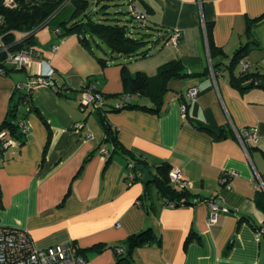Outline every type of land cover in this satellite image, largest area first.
<instances>
[{"label": "crops", "instance_id": "1", "mask_svg": "<svg viewBox=\"0 0 264 264\" xmlns=\"http://www.w3.org/2000/svg\"><path fill=\"white\" fill-rule=\"evenodd\" d=\"M135 2L146 12L145 20L180 30L178 45L167 43L146 57H119L103 66L98 59L101 48L91 50L76 34L60 36L49 29L35 36L32 46L42 53L29 68L0 73V124L18 85L35 78L39 68L48 69L44 61H51L56 81V87L37 85L32 109L20 108V118L30 127L26 142L0 153V224L27 230L38 247L75 243L86 264H116L111 246L146 228H153L160 242L137 247V264H264V238L256 228L264 224V210L258 205V199L264 201L259 185V177L264 183V88H236L228 66L236 50L249 41L248 20L261 17L254 29L260 45L244 59L252 62V71L264 72V0ZM207 22L213 24L215 43L224 51L215 77ZM178 57L185 60L188 75L170 80L159 112L110 110L118 101L111 97L105 103L106 115L118 140L137 157L154 169L164 162L182 168L192 193L215 197L230 209L214 224H209L210 209L204 201L164 205L151 191L145 201L149 207L142 205L145 183L129 180V156L114 153L109 159L110 154H103L112 143L106 140L99 112L80 104L82 89L91 82L105 94L124 92L123 63L131 74L154 76ZM244 59L234 74L242 72ZM192 86L199 88L194 98L188 95ZM140 101L154 105L147 96ZM182 102L188 104L185 116ZM249 127L255 139L244 144L237 129ZM220 128L226 136L217 139L212 129ZM230 171L236 175L226 187L222 177ZM98 244L105 248L88 250Z\"/></svg>", "mask_w": 264, "mask_h": 264}, {"label": "trees", "instance_id": "2", "mask_svg": "<svg viewBox=\"0 0 264 264\" xmlns=\"http://www.w3.org/2000/svg\"><path fill=\"white\" fill-rule=\"evenodd\" d=\"M102 1L110 0H17V5L12 8L0 3V16L2 17V21L0 22V35L3 36L4 41L13 42L16 38V31L30 33L24 40L14 44V47L19 48L32 44L35 40L36 31L50 25L53 30L58 28L61 30L59 33L60 36L76 34L83 45L91 50L101 48L103 50V56H99L98 59L103 66H106L109 61L116 60L119 57H125L127 59L146 57L152 54V50L158 46L160 47L170 43L169 41L176 33V29L174 30L147 21L145 20L146 17L139 18L131 11H129L132 14L131 18L138 21L139 24L129 26L127 23H122L118 18L108 16L100 17V14L97 15L99 9L91 10L90 6L93 2L97 4ZM129 1L131 4L134 0ZM106 7L108 5H104V8ZM151 11L152 9L147 6V12ZM261 20V17L248 20L247 36L249 41L236 50L228 65L231 71V84L242 91L254 87L264 88V72L242 71L237 75L233 71L242 59L246 58L255 47L260 45L259 40L255 37L254 29ZM206 32L212 59V68L217 72V67L223 63L224 51L215 43L212 23H206ZM4 58L5 56L1 55L0 69L3 68L5 74L15 69H22L4 63ZM197 74L199 73H193V75ZM187 75L185 60L182 57L163 64L154 76H149L142 72L131 74L127 71L126 64L123 63L122 79L124 92L118 94H102L106 100L115 97L123 101L122 106L117 107L115 104L109 108L110 110L117 111L125 108H141L159 112L165 94L169 91L170 80L183 78ZM53 82V85H55L56 81L53 80ZM91 86H93L92 82L85 86L82 91ZM61 89V86L57 87V90L61 91ZM26 94L23 89L17 87L13 94L7 116L0 124V134L5 133V138L16 137L20 141V144H24L27 138V134L23 133L19 126V121L22 119L19 116L20 108L21 106H25L26 112L32 109L30 106L31 101L28 105L23 101ZM143 96L150 98L154 102V105L149 106L148 104L142 103L140 98ZM96 108L106 134V140L112 143L109 159L114 153H122L129 156V165L133 171L140 170L144 173V177L137 179L145 183L144 195L140 197V203L142 205L149 207L145 201L151 195V191H155L156 200H161V203L164 205H168L171 201L175 202V205L195 204L215 198L199 197L187 188L182 189L172 185L169 179L171 165L164 162L157 165L154 169L146 159L137 157L118 140L116 130L108 121L106 115L108 108L106 104ZM212 130L216 134L217 139L225 138V129ZM1 140L2 138H0ZM91 156L92 153L85 159L81 169ZM261 191L260 193H262ZM258 205L264 210L263 200L258 199ZM256 228L264 238V224ZM153 242H160V239L155 234L153 228H146L129 235L120 243L112 245L111 247L116 253V264H137L133 256L135 249ZM120 247L123 248V251L118 250ZM104 248L105 245L98 244L88 250L100 252Z\"/></svg>", "mask_w": 264, "mask_h": 264}, {"label": "built area", "instance_id": "3", "mask_svg": "<svg viewBox=\"0 0 264 264\" xmlns=\"http://www.w3.org/2000/svg\"><path fill=\"white\" fill-rule=\"evenodd\" d=\"M0 3L6 7H15L17 5V0H0ZM130 11L139 18H145L146 12L141 9V7L135 2V0L130 4ZM2 17L0 16V22ZM60 29H55L57 34L60 33ZM176 33L172 36L169 41L173 45H178L181 38V31L175 30ZM30 33H24V35L18 39L15 38L13 42H6L3 36L0 35L2 45L0 46V57L4 55V63L15 66L17 68L27 69L31 66L34 59L40 57L42 51L37 46H32V44L24 45L23 47L16 48L14 44L24 40ZM59 45H53V49L57 50ZM48 64V69H40L37 71L35 78L30 79L26 83H21L18 85L19 88L23 89L27 94L24 97V103L29 104L32 99V94L37 85L44 84L51 87H56L53 85V74L54 70L51 67V61H44ZM242 71L250 72L253 69V64L249 59H244L242 61ZM0 73H4V69H0ZM212 76L215 77V71L212 70ZM199 93V88L197 86H192L188 95L194 98ZM106 98L103 96L102 92L98 91L94 86L82 91L80 104L83 108L92 105L93 107H100L104 105ZM123 101L118 100L116 103L117 107L122 106ZM181 110L185 116L188 111L187 102H182ZM20 129L23 133L29 134L30 127L26 122V119H21L19 121ZM237 134L240 139L245 144L248 140L255 139L254 129L244 128L237 129ZM6 134L1 133L0 138V153L4 150H8L11 147L19 146L20 141L16 137H7ZM90 139L94 138L93 134H88ZM103 154L109 155L110 149L103 148ZM236 175V171L226 172L222 177V182L224 186H229L230 178ZM144 177V173L140 170L133 171L131 169L128 178L131 182H135L137 179ZM169 179L172 185L178 188L191 187V183L184 173V170L179 167L171 168L169 173ZM259 185L264 188V183L259 177ZM209 205V224H214L218 221L220 213H229L230 209L216 201V198L208 199ZM168 205L174 206L175 202L171 201ZM119 251H123V248H118ZM87 258L79 248V246L72 242H66L61 244H55L47 247H38L32 241L27 230L5 226L0 224V264H86Z\"/></svg>", "mask_w": 264, "mask_h": 264}, {"label": "rangeland", "instance_id": "4", "mask_svg": "<svg viewBox=\"0 0 264 264\" xmlns=\"http://www.w3.org/2000/svg\"><path fill=\"white\" fill-rule=\"evenodd\" d=\"M104 5H108V7L104 8ZM99 9V12L97 15H99L100 17L102 16H108L111 18H118L120 19V21L122 23H127L129 26L134 25V24H139L138 21L133 20L132 14L129 12L130 11V1L129 0H110V1H102L100 3H95L93 2L90 6V9ZM49 29H53L51 28L50 25L42 27L41 29H39V31H37V34H35L36 38L37 35L38 37L44 35L45 33H47L46 31H48ZM25 32L23 31H16L15 32V37L16 39L22 37L24 35ZM2 45L1 39H0V46ZM105 48H107L106 46H104ZM100 52H103V50H98Z\"/></svg>", "mask_w": 264, "mask_h": 264}, {"label": "water", "instance_id": "5", "mask_svg": "<svg viewBox=\"0 0 264 264\" xmlns=\"http://www.w3.org/2000/svg\"><path fill=\"white\" fill-rule=\"evenodd\" d=\"M210 60H211V58H210Z\"/></svg>", "mask_w": 264, "mask_h": 264}]
</instances>
